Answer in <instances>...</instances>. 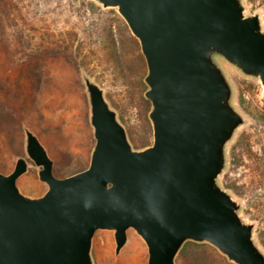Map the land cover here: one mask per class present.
<instances>
[{
	"label": "water",
	"instance_id": "water-1",
	"mask_svg": "<svg viewBox=\"0 0 264 264\" xmlns=\"http://www.w3.org/2000/svg\"><path fill=\"white\" fill-rule=\"evenodd\" d=\"M116 9L145 60L152 144L134 150L103 90L83 77L94 146L88 166L64 178L37 137L0 173V264H93V235L113 231L115 254L133 230L147 264H175L185 242L206 243L233 264H264L253 224L218 179L226 147L245 119L220 60L259 82L264 29L243 0H91ZM47 187L22 194L28 161Z\"/></svg>",
	"mask_w": 264,
	"mask_h": 264
},
{
	"label": "rangeland",
	"instance_id": "rangeland-1",
	"mask_svg": "<svg viewBox=\"0 0 264 264\" xmlns=\"http://www.w3.org/2000/svg\"><path fill=\"white\" fill-rule=\"evenodd\" d=\"M243 5L245 15L259 14L264 29V0H243ZM118 37L142 57L144 83L139 43L116 9L91 0H0V173H10L17 158H26L25 129L46 150L56 177L88 166L94 139L83 77L103 90L134 150L152 144L147 86L142 91L136 86L132 52L127 66L121 65L112 46ZM220 64L245 123L226 147L218 182L240 204L239 216L253 224L254 241L264 254V95L258 81L222 60ZM27 161L17 187L28 197H40L47 187L37 178L38 168ZM206 245L196 259L188 247L184 256L177 254L175 264H233ZM114 249L113 231H96L92 263L147 264L146 246L131 229L118 254Z\"/></svg>",
	"mask_w": 264,
	"mask_h": 264
},
{
	"label": "trees",
	"instance_id": "trees-1",
	"mask_svg": "<svg viewBox=\"0 0 264 264\" xmlns=\"http://www.w3.org/2000/svg\"><path fill=\"white\" fill-rule=\"evenodd\" d=\"M112 46H113V51L114 53L118 54V58L121 62H123L124 66H127V58L130 56V53L132 52L131 50L129 51V47L126 48V44H124V42L122 41V38L120 39L118 37L117 41H112ZM132 59H134V61H132V63H134L135 65V69L133 72V76H136L134 80H136V86L140 87V91L145 90V85L143 83V75H144V69H145V65H144V61L142 59V57L140 56L139 53H137L135 50L132 52ZM130 69V68H129ZM141 74V75H140ZM142 100L143 96L141 95ZM145 101V100H144ZM147 104L149 105V103L147 102ZM134 144V143H133ZM148 144H142L141 147H145ZM134 146H136V144H134ZM140 147V148H141ZM188 247H191L194 253V258L196 259V255L198 256V252H201L202 250H204L205 248H207V245L205 243H194V242H185L181 249L179 250L178 256H184V252L188 249ZM218 256V255H217ZM220 257V256H219ZM200 258V257H199ZM221 258V257H220Z\"/></svg>",
	"mask_w": 264,
	"mask_h": 264
}]
</instances>
